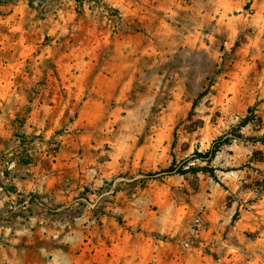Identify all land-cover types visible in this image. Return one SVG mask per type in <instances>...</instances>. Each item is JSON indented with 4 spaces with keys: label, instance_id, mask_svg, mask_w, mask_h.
<instances>
[{
    "label": "rangeland",
    "instance_id": "rangeland-1",
    "mask_svg": "<svg viewBox=\"0 0 264 264\" xmlns=\"http://www.w3.org/2000/svg\"><path fill=\"white\" fill-rule=\"evenodd\" d=\"M0 264H264V0H0Z\"/></svg>",
    "mask_w": 264,
    "mask_h": 264
},
{
    "label": "built area",
    "instance_id": "built-area-1",
    "mask_svg": "<svg viewBox=\"0 0 264 264\" xmlns=\"http://www.w3.org/2000/svg\"><path fill=\"white\" fill-rule=\"evenodd\" d=\"M196 216L197 217L194 219V226H195V228H193V230L196 231V232H198L199 230H202L204 228L203 220H202L203 214H198ZM184 244L187 245L188 243L185 242Z\"/></svg>",
    "mask_w": 264,
    "mask_h": 264
},
{
    "label": "trees",
    "instance_id": "trees-1",
    "mask_svg": "<svg viewBox=\"0 0 264 264\" xmlns=\"http://www.w3.org/2000/svg\"><path fill=\"white\" fill-rule=\"evenodd\" d=\"M183 173V172H182Z\"/></svg>",
    "mask_w": 264,
    "mask_h": 264
}]
</instances>
